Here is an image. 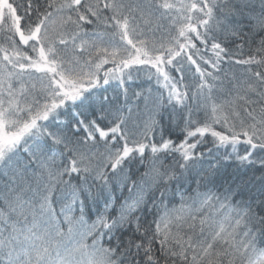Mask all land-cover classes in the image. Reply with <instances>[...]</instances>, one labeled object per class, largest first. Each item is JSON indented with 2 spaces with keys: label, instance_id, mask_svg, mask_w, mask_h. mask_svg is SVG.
I'll use <instances>...</instances> for the list:
<instances>
[{
  "label": "snow or ice",
  "instance_id": "1",
  "mask_svg": "<svg viewBox=\"0 0 264 264\" xmlns=\"http://www.w3.org/2000/svg\"><path fill=\"white\" fill-rule=\"evenodd\" d=\"M0 264H264V0H0Z\"/></svg>",
  "mask_w": 264,
  "mask_h": 264
}]
</instances>
